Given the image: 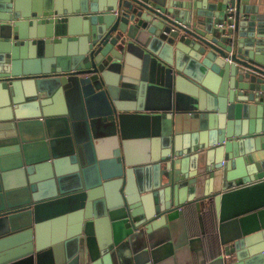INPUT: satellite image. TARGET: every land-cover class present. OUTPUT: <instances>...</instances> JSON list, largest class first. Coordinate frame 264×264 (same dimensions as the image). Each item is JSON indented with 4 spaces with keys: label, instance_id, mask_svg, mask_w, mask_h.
<instances>
[{
    "label": "water",
    "instance_id": "water-1",
    "mask_svg": "<svg viewBox=\"0 0 264 264\" xmlns=\"http://www.w3.org/2000/svg\"><path fill=\"white\" fill-rule=\"evenodd\" d=\"M249 11L0 0V264H174L176 219L212 198L220 250L201 264H264V14Z\"/></svg>",
    "mask_w": 264,
    "mask_h": 264
},
{
    "label": "crops",
    "instance_id": "crops-1",
    "mask_svg": "<svg viewBox=\"0 0 264 264\" xmlns=\"http://www.w3.org/2000/svg\"><path fill=\"white\" fill-rule=\"evenodd\" d=\"M193 3L199 2H215L216 0H191ZM241 5L249 7L250 11L249 14L252 16L263 15L264 14V0H241ZM137 133L135 130L134 133ZM143 147H145L144 143L141 141H131L129 144L130 148V156L131 159H138L141 154H137L138 151ZM10 176L18 177V174L15 172L10 174ZM184 221L176 222L174 224L177 229V236L183 239L182 245H185L181 251L175 249L173 252V263L174 264H201L204 263L206 260V253H205V245H204V235H196L194 233V227H191L188 222L186 221L185 216H181ZM181 220V219H180ZM202 220V219H201ZM193 226V225H192ZM204 226V220L200 223V228L202 229ZM49 231V229H48ZM174 233V231H173ZM52 234V233H51ZM212 261V260H211ZM210 262V261H209ZM36 264V263H34Z\"/></svg>",
    "mask_w": 264,
    "mask_h": 264
},
{
    "label": "trees",
    "instance_id": "trees-1",
    "mask_svg": "<svg viewBox=\"0 0 264 264\" xmlns=\"http://www.w3.org/2000/svg\"><path fill=\"white\" fill-rule=\"evenodd\" d=\"M184 216L191 227H194L196 235H204V245L207 262L218 256L220 250L218 236V219L215 199H208L202 205L201 212H197L193 204L184 207ZM204 220L201 229L200 223ZM193 225V226H192Z\"/></svg>",
    "mask_w": 264,
    "mask_h": 264
},
{
    "label": "rangeland",
    "instance_id": "rangeland-1",
    "mask_svg": "<svg viewBox=\"0 0 264 264\" xmlns=\"http://www.w3.org/2000/svg\"><path fill=\"white\" fill-rule=\"evenodd\" d=\"M181 219V220H180ZM183 222L184 221V219L182 218V217H180V216H178V218H177V222ZM177 222H176V224H177ZM173 231H174V233H173V241H172V244H173V250H175V249H177V250H179V251H181L182 250V248L185 246V245H182V243H183V239L180 237H178L177 236V229H176V226H175V230L173 229ZM183 246V247H182ZM182 247V248H181Z\"/></svg>",
    "mask_w": 264,
    "mask_h": 264
}]
</instances>
